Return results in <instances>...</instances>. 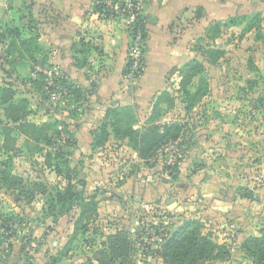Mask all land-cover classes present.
I'll use <instances>...</instances> for the list:
<instances>
[{"label": "rangeland", "instance_id": "rangeland-1", "mask_svg": "<svg viewBox=\"0 0 264 264\" xmlns=\"http://www.w3.org/2000/svg\"><path fill=\"white\" fill-rule=\"evenodd\" d=\"M11 1L18 2L23 18L9 27L18 26L24 38L37 37L39 49L33 58L29 52L15 54L8 63L4 52L11 37L2 41L0 84H13L15 98L28 99L33 109L28 122L52 127L46 139L32 128L26 134L25 123L8 122L0 105V160L8 161L18 177L10 186L0 181L5 227L0 242L6 244L0 264H97L96 252L117 232L130 241L128 255L117 264H167L161 249L188 220L224 246L216 262L254 264L245 240L264 230V0L236 14L246 17L241 25L222 26L193 49L192 57L204 60L208 88L191 109L182 98L177 70L145 114L132 109L136 141L110 134L101 145L94 144V136L109 118L95 122L85 116L92 109L87 87L61 68L60 53L72 56L75 45L71 29L68 34L55 10L44 13L45 7H35L37 16L31 20L30 0ZM8 3L0 0L1 14ZM2 24L0 33L9 25ZM64 42L68 45L61 48ZM206 44L223 51L215 63L205 61L197 49ZM57 88L70 96L52 99L50 91ZM116 105L106 107L105 115ZM173 122L183 125L182 134L143 158V133L161 132ZM67 140L75 142L66 145ZM68 183L80 196L62 207L57 194Z\"/></svg>", "mask_w": 264, "mask_h": 264}, {"label": "crops", "instance_id": "crops-1", "mask_svg": "<svg viewBox=\"0 0 264 264\" xmlns=\"http://www.w3.org/2000/svg\"><path fill=\"white\" fill-rule=\"evenodd\" d=\"M256 2L143 0L138 20L141 18L147 34L144 64L140 75L132 81L125 77L131 35L121 17L110 14L122 0H30L28 19L36 18L35 7L43 6L44 13L55 10L58 21L66 23L67 33L71 32L75 45L72 56L60 53L61 68L64 73L71 72L74 82L87 87L86 100L92 109L85 116L99 122L111 104L129 105L136 115L145 114L152 98L166 85L167 77L194 58L193 49L206 38L209 28L263 4ZM8 4L0 12L3 28L9 24L4 31L11 22L23 18L18 17V2L9 0ZM100 5L104 8L96 9ZM105 8L109 14L103 11ZM43 12L39 15L44 16ZM62 45L65 48L68 42ZM66 57L72 59L67 65Z\"/></svg>", "mask_w": 264, "mask_h": 264}, {"label": "trees", "instance_id": "trees-1", "mask_svg": "<svg viewBox=\"0 0 264 264\" xmlns=\"http://www.w3.org/2000/svg\"><path fill=\"white\" fill-rule=\"evenodd\" d=\"M104 5L96 7L101 10ZM106 14H109V10L105 8L103 10ZM246 17L241 15H235L228 17L227 21L214 23L208 31L210 33L219 34L222 26H237L241 25L245 21ZM140 28L142 30L143 39L147 38L144 23L138 20ZM9 39L7 48L4 52L5 60L8 63L13 61V56L22 57L24 53L30 54L33 58L34 53L39 49V43H37V37L24 38L21 36V31L18 26L8 27L3 33H0V40ZM203 40V39H202ZM198 50L204 55L205 61L209 63H215L222 56V49L213 47L209 44L205 46H198ZM145 50V44H144ZM16 58V57H15ZM179 72L181 73V87L180 92L182 98L186 102V108L191 109L194 104L200 100L204 91L208 88V80L203 74L205 70L204 60H199L197 57L192 58L182 67ZM5 72H8L5 69ZM197 79L196 84H192L193 79ZM264 86V79H262ZM62 83L68 85L71 91L74 93L73 88L66 79H63ZM191 85V88L188 85ZM43 86H40V90ZM42 92V91H41ZM80 94V91H76ZM37 94V90L32 91ZM15 89L13 84H6L0 86V105L3 108L4 116L8 122L21 126L25 123L22 131L26 134L30 133V128L33 132L40 133L45 139L48 136L47 129L51 128V125L43 126L34 125L27 121L29 114L33 109L29 106L28 99L21 97L15 98ZM80 96V95H79ZM47 95L44 96L46 98ZM260 102L264 106V90L260 97ZM132 107L129 105H119L108 108L107 114L104 118H109L98 129L94 136V144L101 145L107 137L112 134L116 139L129 138L136 141L138 138V130L133 129L132 123L134 122V116L132 114ZM264 111V107H263ZM21 123V124H20ZM54 132L52 129L50 130ZM45 132V133H44ZM183 132V125L178 122H173L164 125L163 130L160 132L157 128H153L150 135L143 133L144 142L142 147L139 148V152L143 158H147L151 152L154 153L158 147L163 143L178 138ZM49 140V139H48ZM49 142V141H48ZM75 140H67L66 145H73ZM6 146V145H5ZM8 161L0 160V181L8 186L12 185L13 181H16V177L7 167ZM74 187L68 183V185L62 190L58 191L57 198L62 207L72 204L75 199L78 198ZM107 244L96 252L94 260L97 264H117L121 257L128 255L130 248V241L128 236L124 233H115L107 236ZM245 244L249 247L250 254L254 258V264H264V230L257 236H250L245 240ZM225 251L224 246L218 245L207 234H203L198 226L197 221L188 220L180 225L166 240L161 249V257L167 264H202L207 261V264H224L216 262L219 256H222Z\"/></svg>", "mask_w": 264, "mask_h": 264}, {"label": "built area", "instance_id": "built-area-1", "mask_svg": "<svg viewBox=\"0 0 264 264\" xmlns=\"http://www.w3.org/2000/svg\"><path fill=\"white\" fill-rule=\"evenodd\" d=\"M123 3L118 5L116 9L110 14L120 16L125 28L130 32L131 42L128 47L127 56V69L125 72V77L129 81L135 80L143 69L144 64V44L142 30L138 22V16L140 15V10L142 9L143 0H122ZM52 99L57 97V95H63L62 97L70 96L67 95L65 89H54L50 91ZM5 227L3 226V221L0 217V231ZM0 249L5 247L3 241L0 242Z\"/></svg>", "mask_w": 264, "mask_h": 264}, {"label": "water", "instance_id": "water-1", "mask_svg": "<svg viewBox=\"0 0 264 264\" xmlns=\"http://www.w3.org/2000/svg\"><path fill=\"white\" fill-rule=\"evenodd\" d=\"M71 61H72V59L70 58V57H66L65 58V64L67 65V64H69V63H71ZM75 69V68H74ZM55 264H70L69 262H67V261H61V262H58V263H55Z\"/></svg>", "mask_w": 264, "mask_h": 264}]
</instances>
